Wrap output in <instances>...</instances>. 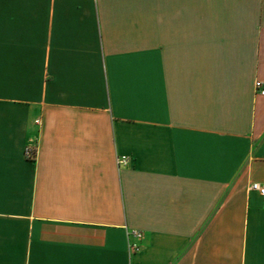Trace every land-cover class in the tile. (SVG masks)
<instances>
[{"label":"crops","instance_id":"1","mask_svg":"<svg viewBox=\"0 0 264 264\" xmlns=\"http://www.w3.org/2000/svg\"><path fill=\"white\" fill-rule=\"evenodd\" d=\"M257 81L264 0H0V264H264Z\"/></svg>","mask_w":264,"mask_h":264},{"label":"built area","instance_id":"2","mask_svg":"<svg viewBox=\"0 0 264 264\" xmlns=\"http://www.w3.org/2000/svg\"><path fill=\"white\" fill-rule=\"evenodd\" d=\"M256 90L264 95V87L262 82L257 81L255 83ZM25 156L30 159L34 160L37 156V151L35 149H32L31 147H27L25 149ZM118 162L120 165H126L129 163V157L127 156H121L118 159ZM251 189L256 190L259 192V194L264 199V186L260 185L259 183H253L251 185ZM144 240V234L139 230H128L127 231V247L129 252L136 253L141 250L142 242Z\"/></svg>","mask_w":264,"mask_h":264}]
</instances>
